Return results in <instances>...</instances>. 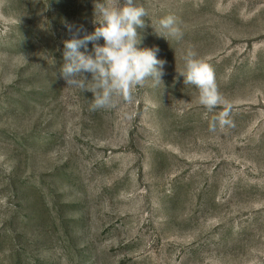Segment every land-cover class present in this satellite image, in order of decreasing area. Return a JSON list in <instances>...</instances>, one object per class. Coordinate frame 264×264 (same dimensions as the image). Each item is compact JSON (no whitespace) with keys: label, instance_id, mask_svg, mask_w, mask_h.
<instances>
[{"label":"rangeland","instance_id":"obj_1","mask_svg":"<svg viewBox=\"0 0 264 264\" xmlns=\"http://www.w3.org/2000/svg\"><path fill=\"white\" fill-rule=\"evenodd\" d=\"M137 3L164 86L91 111L58 71L93 0H0V264H264V0ZM168 15L182 38L151 27ZM189 47L233 126L208 131L222 109L178 76Z\"/></svg>","mask_w":264,"mask_h":264},{"label":"clouds","instance_id":"obj_2","mask_svg":"<svg viewBox=\"0 0 264 264\" xmlns=\"http://www.w3.org/2000/svg\"><path fill=\"white\" fill-rule=\"evenodd\" d=\"M93 8V23L97 26L90 34L82 24L64 21L69 38L62 41L63 64L58 73L67 86L92 93L91 111L114 109L120 101L132 103L138 88L148 81L153 88L164 86L167 61L157 58L160 49L137 47L141 41L136 29L145 27L146 8L137 0H93ZM151 27L166 39H180L183 35L172 15L159 19L158 28ZM101 38L102 45L97 43ZM89 42L93 44L90 53ZM183 60V68L176 71L185 85L198 90V104L208 112L222 109L209 122L208 131L215 133L218 127L233 126L229 118L232 104L221 93L212 66L192 47L186 50ZM86 73L91 74V79Z\"/></svg>","mask_w":264,"mask_h":264}]
</instances>
